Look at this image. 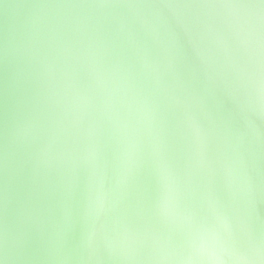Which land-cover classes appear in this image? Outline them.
<instances>
[{
  "label": "water",
  "instance_id": "water-1",
  "mask_svg": "<svg viewBox=\"0 0 264 264\" xmlns=\"http://www.w3.org/2000/svg\"><path fill=\"white\" fill-rule=\"evenodd\" d=\"M262 88L260 0H0V261L159 264L115 233L88 241L94 193L161 136L204 152L198 192L259 242Z\"/></svg>",
  "mask_w": 264,
  "mask_h": 264
},
{
  "label": "snow or ice",
  "instance_id": "snow-or-ice-1",
  "mask_svg": "<svg viewBox=\"0 0 264 264\" xmlns=\"http://www.w3.org/2000/svg\"><path fill=\"white\" fill-rule=\"evenodd\" d=\"M190 122L202 144L201 130ZM197 157L171 155L162 136L148 157L129 147L114 182L101 184L90 200L97 221L88 241L92 252L100 238L111 248L115 233L137 253L158 257L159 264H264V237L257 242L248 227L242 239L212 191L198 192L194 180L206 156L201 150Z\"/></svg>",
  "mask_w": 264,
  "mask_h": 264
}]
</instances>
